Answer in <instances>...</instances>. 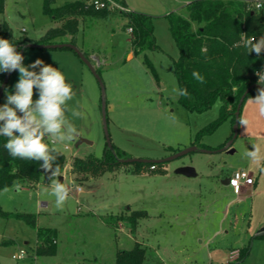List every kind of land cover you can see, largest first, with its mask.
<instances>
[{
  "label": "rangeland",
  "instance_id": "1",
  "mask_svg": "<svg viewBox=\"0 0 264 264\" xmlns=\"http://www.w3.org/2000/svg\"><path fill=\"white\" fill-rule=\"evenodd\" d=\"M74 1L82 0H54L53 7ZM124 1L129 11L152 20L160 50L148 52L147 57L158 83L142 64L141 56L126 61L131 34L125 28V19L117 13L124 12L118 9L110 18L88 24V28L80 23L75 40L78 49L98 56L90 55L89 61L99 69L103 91L72 50L30 48L23 53L25 65L39 58L59 68L74 88L75 95L68 103L83 116L73 118L79 130L73 141H48L66 157L59 176L67 186L68 197L61 207L44 188L49 182L47 173L38 185L0 191V212L32 214L36 228L56 230L55 255L37 256L36 230L23 219L0 216V264H114L117 252L131 250L135 243L146 249L144 264H264V232L259 235L264 228V117L247 99L238 121L247 119L248 125L238 123L235 139L231 117L212 132L201 134L219 119L221 103L216 101L201 113L188 112L177 103L178 96L172 92L173 86L178 87L172 64L177 49L166 18L169 14L187 18L186 5L195 0ZM42 2L5 0L0 29L6 22L14 37L39 41L55 27L54 21L43 14ZM7 74L5 89L11 91L18 72ZM36 98L34 89L32 99ZM4 99L3 92L0 104ZM102 101L111 146L125 158L159 160L190 146L196 151L156 164V169L143 164L136 173V163L124 164L114 172L80 182L72 172L73 161L85 156L100 159L107 146ZM78 138L91 145L75 148ZM230 142L228 150L221 151ZM253 148L258 156L249 159L245 151ZM183 166L193 167L197 176L174 174ZM240 170L251 175L254 185L246 189L250 195L237 199L221 181ZM137 211L140 219L134 230L126 221L113 228L105 222L111 216L125 219ZM246 248V257L238 260L239 252ZM21 251L24 259L13 260L12 255Z\"/></svg>",
  "mask_w": 264,
  "mask_h": 264
},
{
  "label": "trees",
  "instance_id": "2",
  "mask_svg": "<svg viewBox=\"0 0 264 264\" xmlns=\"http://www.w3.org/2000/svg\"><path fill=\"white\" fill-rule=\"evenodd\" d=\"M125 6L124 0H117ZM54 0H43L42 12L51 18L57 25L46 31L43 37L34 42L24 36L14 37L6 22L0 29V38L8 39L17 45V49L24 51L28 44L57 45L70 43L76 46L79 24L83 27L97 20L111 17L115 10L95 9L88 1H74L60 7H53ZM5 0H0V14H3ZM188 17L180 15H167L168 30L177 49V58L172 61L174 76L178 87L187 90L188 95L178 96L177 103L188 112L201 113L216 102L221 103L220 117L203 129L201 134L212 132L221 122L231 117L234 125L235 112L240 102L239 113L245 100L256 95L260 87L258 77L254 74L264 66V52L257 57L255 53L246 54L240 34L255 35L259 38L264 34V13L252 10L242 0H195L186 5ZM116 13V12H115ZM125 19V28L131 29L129 38L130 49L134 57L141 56L142 64L151 73L158 83L154 67L147 57L148 52L160 50L153 34V23L150 17L133 12H117ZM239 43V46H238ZM81 53L89 60L92 53ZM99 74V69L95 68ZM198 72L203 81L192 77V72ZM5 73H0L2 82ZM4 140L0 138V191L12 186L31 187L38 185L44 176L43 169L39 168L41 162L12 158L3 148ZM194 145V142L191 143ZM55 165L62 173L66 165L64 153L56 150ZM127 160L123 152L107 148L100 159L92 156L75 159L72 172L79 177V181L97 178L105 173L114 172L124 164H134L136 173H140L144 163L119 162ZM156 169V164H148ZM140 211L131 213L129 217H109L105 220L107 225L116 227L120 222L126 221L133 230L140 219ZM0 216H13L23 219L30 227L36 230L35 253L37 256H53L56 252V230L50 228H36L35 215L7 214L0 212ZM247 248L239 252L238 260L246 257ZM147 252L140 244L135 243L131 250L118 251L114 264H144Z\"/></svg>",
  "mask_w": 264,
  "mask_h": 264
},
{
  "label": "clouds",
  "instance_id": "3",
  "mask_svg": "<svg viewBox=\"0 0 264 264\" xmlns=\"http://www.w3.org/2000/svg\"><path fill=\"white\" fill-rule=\"evenodd\" d=\"M240 37L239 43H242L247 55L255 53L260 57L264 52V34L257 38L241 33ZM24 59L16 44L0 38V73L18 72V79L11 91L4 90V103L0 104V138L4 140L2 146L10 157L42 161L39 168L48 174L49 181L44 188L55 197L56 206L61 207L68 197V189L57 179L56 147L50 146L48 141L51 139L55 144L73 141L79 135L73 118H82L83 113L68 103L73 100L74 88L58 67L45 64L39 58L25 65ZM254 74L260 87L248 102L255 106L259 116L264 117V66ZM192 77L203 81L196 71L192 72ZM34 89L35 100L32 99ZM172 92L177 96L188 95L183 87L173 86ZM238 123L243 127L248 125L247 119H240ZM245 156L255 159L258 151L255 148L246 150Z\"/></svg>",
  "mask_w": 264,
  "mask_h": 264
},
{
  "label": "water",
  "instance_id": "4",
  "mask_svg": "<svg viewBox=\"0 0 264 264\" xmlns=\"http://www.w3.org/2000/svg\"><path fill=\"white\" fill-rule=\"evenodd\" d=\"M25 49H38V50H55V49H69V50H72L77 56L78 58L80 59V61L82 63H84L87 68L92 72V74L95 76V78L97 79V81L99 82L100 86H101V90L103 91V87L101 85V81H100V77L99 75L96 73V70L94 68V66L91 64V62L85 58L83 56V54L81 53V51L75 46V45H72L70 43H64V44H57V45H43V44H28V45H25L24 47ZM23 53V51H22ZM8 79H9V74H5L4 75V78L0 84V99L3 95V92H4V89L6 87V84L8 82ZM244 98V95L241 97L240 99V102L243 100ZM240 102H239V105L237 107V110L235 112V116L238 117V114H239V108H240ZM101 117H102V125H103V129H104V133H105V137H106V144H107V148H110L111 147V143H110V140L108 138V134H107V130H106V116H105V107H104V103L102 101V105H101ZM237 127H238V123H237V118L235 119V123H234V136H233V139H235L236 137V132H237ZM81 144H88V145H91V142L87 141V140H84V139H81V138H78L76 143L74 144V147H78L79 145ZM231 145V142L228 143L225 148H223L221 151H225V150H228L229 146ZM196 151V147L195 146H190L182 151H179L171 156H168L166 158H163V159H159V160H136V159H127L125 161L123 160H120L119 162H127V163H131V162H139V163H144V164H162V163H165V162H169V161H172L174 159H177L179 157H182L190 152H194ZM203 152H207L206 150H203ZM174 174H177V175H181V176H184L186 178H195L197 176L196 174V171L194 170L193 167H190V166H183V167H179L177 168L175 171H174ZM57 179L59 181L62 182V176H58ZM229 183V178H224L222 181H221V184L223 186H227ZM264 232V228L259 232V235H262Z\"/></svg>",
  "mask_w": 264,
  "mask_h": 264
},
{
  "label": "built area",
  "instance_id": "5",
  "mask_svg": "<svg viewBox=\"0 0 264 264\" xmlns=\"http://www.w3.org/2000/svg\"><path fill=\"white\" fill-rule=\"evenodd\" d=\"M245 2L248 7L252 10L262 11L264 13V0H242ZM93 7L95 9H109V10H115L118 9L119 11L123 12H129L128 9L115 0H90ZM259 5V7L257 6ZM128 34H132L131 29H127ZM51 143H54L51 141ZM65 149H68L65 147ZM150 169H155L153 166ZM229 178L228 187L231 189L232 193L236 196H241L243 191L252 187L254 184V181L251 177V175L244 171H235ZM78 192H80V189H78ZM25 257L24 252H19L18 254L12 255L13 260H22Z\"/></svg>",
  "mask_w": 264,
  "mask_h": 264
},
{
  "label": "crops",
  "instance_id": "6",
  "mask_svg": "<svg viewBox=\"0 0 264 264\" xmlns=\"http://www.w3.org/2000/svg\"><path fill=\"white\" fill-rule=\"evenodd\" d=\"M83 1H88V0H83ZM124 3H125V1H124ZM125 6H126V8H127V5H126V3H125ZM128 9V8H127ZM128 11H129V9H128ZM129 12H131V11H129ZM53 25H57L55 22H53ZM129 38H130V36H128V42H129ZM77 47V46H76ZM78 48V47H77ZM80 50V49H79ZM91 57H97L98 58V56H96V55H94L93 53L91 54ZM135 57L132 55V52H131V49L127 52V54H126V61H131V60H133ZM254 185V184H253ZM22 188V187H21ZM248 195H250V192L249 191H246L245 190V194H243V195H241V196H236V198L237 199H240V198H242V197H245V196H248ZM235 198V199H236ZM41 205H45V204H41Z\"/></svg>",
  "mask_w": 264,
  "mask_h": 264
}]
</instances>
